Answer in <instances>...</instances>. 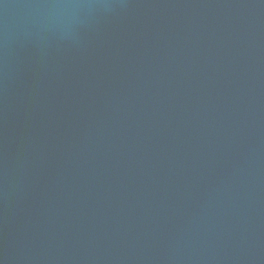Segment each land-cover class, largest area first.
<instances>
[{
	"label": "water",
	"instance_id": "1",
	"mask_svg": "<svg viewBox=\"0 0 264 264\" xmlns=\"http://www.w3.org/2000/svg\"><path fill=\"white\" fill-rule=\"evenodd\" d=\"M0 264H264V0H0Z\"/></svg>",
	"mask_w": 264,
	"mask_h": 264
}]
</instances>
